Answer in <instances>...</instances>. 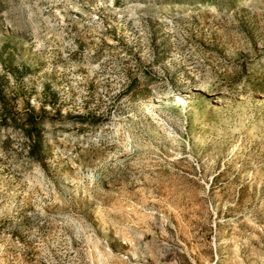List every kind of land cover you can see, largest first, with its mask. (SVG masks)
<instances>
[{
	"label": "rangeland",
	"instance_id": "rangeland-1",
	"mask_svg": "<svg viewBox=\"0 0 264 264\" xmlns=\"http://www.w3.org/2000/svg\"><path fill=\"white\" fill-rule=\"evenodd\" d=\"M0 264H264V0H0Z\"/></svg>",
	"mask_w": 264,
	"mask_h": 264
},
{
	"label": "trees",
	"instance_id": "trees-1",
	"mask_svg": "<svg viewBox=\"0 0 264 264\" xmlns=\"http://www.w3.org/2000/svg\"><path fill=\"white\" fill-rule=\"evenodd\" d=\"M24 121V135L27 140V153L30 158L38 159L41 151V143L38 134V120L33 117L32 112L24 113L22 117Z\"/></svg>",
	"mask_w": 264,
	"mask_h": 264
}]
</instances>
